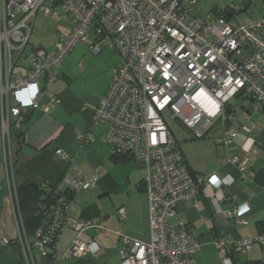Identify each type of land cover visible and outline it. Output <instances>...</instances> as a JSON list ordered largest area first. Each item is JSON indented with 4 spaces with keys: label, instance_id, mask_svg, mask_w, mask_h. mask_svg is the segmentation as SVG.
<instances>
[{
    "label": "built area",
    "instance_id": "obj_1",
    "mask_svg": "<svg viewBox=\"0 0 264 264\" xmlns=\"http://www.w3.org/2000/svg\"><path fill=\"white\" fill-rule=\"evenodd\" d=\"M201 0H0V120L4 162L17 227L16 242L25 264H39L40 258H55L63 234L74 229L76 238L65 257L83 258L100 249L93 239H85L88 228L99 219L74 217L73 193L91 191L98 176L80 179L65 176L52 188L36 230L29 234L20 211L15 179L12 128H21L30 109L39 107L40 80L46 87L61 76V68L71 51L87 43L94 32L105 46L122 58L106 93L93 109L96 124L106 125V142L115 157H127L145 164L143 188L148 196L150 241L134 239L116 231L126 248L120 264H187L200 243L191 225L171 226L179 204L201 208L203 184H212L210 200L217 206L218 192L225 186L216 173L198 178L190 170L177 138L166 122L169 109L189 128L195 139H204L220 120L232 99L249 98L255 111L264 114V17L244 25L231 22L230 5L215 13H205ZM39 13L56 17L67 31H61L53 50L31 45V35ZM26 58L29 68L19 73ZM92 51L100 50L98 44ZM252 127L212 138L216 145L236 143L244 147L252 140ZM86 142L90 134H77ZM257 154L254 147L248 149ZM56 154L69 158L66 150ZM242 178L254 177L247 159L233 155ZM68 186V191L63 188ZM251 210L247 202L224 212L236 225L245 224ZM118 216L126 219L124 208ZM6 244L7 239L1 238ZM222 261L233 264L229 246L249 253L255 244H264V233L255 237L220 236L215 240Z\"/></svg>",
    "mask_w": 264,
    "mask_h": 264
},
{
    "label": "crops",
    "instance_id": "obj_2",
    "mask_svg": "<svg viewBox=\"0 0 264 264\" xmlns=\"http://www.w3.org/2000/svg\"><path fill=\"white\" fill-rule=\"evenodd\" d=\"M57 25L52 50L59 33L65 30L59 20ZM94 44L99 45L98 52L92 51ZM31 45L43 46L41 43ZM78 45L70 53L75 63L67 62L61 69L60 78L49 87L40 80L42 95L39 107L27 111L21 128L11 130L15 179L17 185L29 183L42 191L53 188L65 176L83 179L96 174L98 183L91 191L79 189L73 193L75 205L72 215L83 220L99 219L98 226L88 228L83 237L95 240L100 249L83 258L65 257L64 252L76 238L74 229H69L59 240L56 257L40 258L39 264H120V251L126 246L116 234L117 230L144 242L151 238L149 202L143 188L145 164L113 156L106 142V125L96 124L92 118L93 109L121 65V56L114 50L102 48L104 44L94 32L89 35L87 43ZM30 53L31 46L19 62V73H25L29 68L26 56ZM94 66L99 70H92ZM238 100L247 102H243L240 111L233 104H228L220 118L226 117L224 124H220L212 138L246 123L252 127V140L247 141L244 147L236 143L225 146L191 140L182 150L190 170L198 178L216 173L225 183L217 194L220 200L217 206L209 198L214 186L205 183L200 192L201 208L179 204L177 212L169 219L171 226L191 225L200 243L199 250L192 254L187 264H225L215 244L217 238L238 239L264 233V114L253 109L249 98L238 97ZM77 134L91 136L86 142H81ZM1 143L0 120V264H25L16 242L17 227ZM251 147L256 148L257 154L249 152ZM58 149L66 150L69 158L61 159L56 154ZM233 155L247 159L255 176L242 178L238 168L229 162ZM63 184L68 191V186ZM244 202L251 207L245 216L247 222L236 225L224 212ZM120 208L127 211L126 219L118 216ZM1 238L8 242L3 244ZM229 257L233 264H264V244H255L249 253L238 252L229 246Z\"/></svg>",
    "mask_w": 264,
    "mask_h": 264
},
{
    "label": "rangeland",
    "instance_id": "obj_3",
    "mask_svg": "<svg viewBox=\"0 0 264 264\" xmlns=\"http://www.w3.org/2000/svg\"><path fill=\"white\" fill-rule=\"evenodd\" d=\"M199 5L203 8V11L205 13H215L216 10L225 9L227 6H231L234 11V15L231 18V22L235 23L237 25H244L247 24L253 20H258L264 17V0H201ZM57 18L56 17H45L42 15V13H39L37 15L35 26L31 35V43L34 44H42L46 47V49L52 50V38L55 35L54 30L57 27ZM67 31L65 28L64 32ZM80 45H77V47ZM76 47V49H77ZM102 48H106V50H113L110 49L107 46H101ZM29 48V46H28ZM27 48V50H28ZM75 49V52H76ZM80 52V49H78ZM76 54V53H74ZM70 56V54H69ZM69 62V64L75 63L74 57H67L65 60V63L63 64L62 68L66 66V63ZM61 68V69H62ZM99 70L98 66H94L92 70ZM243 102H247L244 100H238V98L232 99L230 104H233L235 106V109L237 111H240V106L243 104ZM164 116L166 117V122L172 129L173 133L175 134L181 150H185L189 143H191V140H200V141H207L210 142V144L213 145L212 137L215 136V131H217V128L220 126V124H224V117L223 120H220L216 123L214 128L209 132V136H207L206 139H195L193 137L192 131L187 128L178 118H174L171 111L167 109L164 112Z\"/></svg>",
    "mask_w": 264,
    "mask_h": 264
},
{
    "label": "trees",
    "instance_id": "obj_4",
    "mask_svg": "<svg viewBox=\"0 0 264 264\" xmlns=\"http://www.w3.org/2000/svg\"><path fill=\"white\" fill-rule=\"evenodd\" d=\"M51 194L52 188L41 191L36 185L29 183L17 186L18 204L29 234L39 226L43 216L40 205L47 202Z\"/></svg>",
    "mask_w": 264,
    "mask_h": 264
}]
</instances>
